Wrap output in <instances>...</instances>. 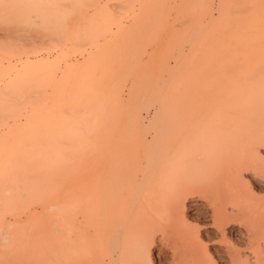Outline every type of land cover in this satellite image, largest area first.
<instances>
[{"label":"rangeland","instance_id":"1","mask_svg":"<svg viewBox=\"0 0 264 264\" xmlns=\"http://www.w3.org/2000/svg\"><path fill=\"white\" fill-rule=\"evenodd\" d=\"M37 1L0 0V264H94L96 128L263 86L264 0Z\"/></svg>","mask_w":264,"mask_h":264},{"label":"bare ground","instance_id":"2","mask_svg":"<svg viewBox=\"0 0 264 264\" xmlns=\"http://www.w3.org/2000/svg\"><path fill=\"white\" fill-rule=\"evenodd\" d=\"M224 86L213 111L190 96L96 128L94 264H264V85Z\"/></svg>","mask_w":264,"mask_h":264}]
</instances>
